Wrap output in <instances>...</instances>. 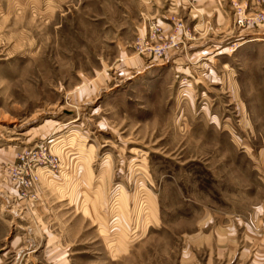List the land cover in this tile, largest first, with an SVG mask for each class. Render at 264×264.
<instances>
[{
  "label": "rangeland",
  "instance_id": "1",
  "mask_svg": "<svg viewBox=\"0 0 264 264\" xmlns=\"http://www.w3.org/2000/svg\"><path fill=\"white\" fill-rule=\"evenodd\" d=\"M254 10L0 0V264H264Z\"/></svg>",
  "mask_w": 264,
  "mask_h": 264
},
{
  "label": "built area",
  "instance_id": "2",
  "mask_svg": "<svg viewBox=\"0 0 264 264\" xmlns=\"http://www.w3.org/2000/svg\"><path fill=\"white\" fill-rule=\"evenodd\" d=\"M261 24H264V10L249 11L246 14L243 13V15L240 17H235L233 20V26L238 30L245 28H254ZM179 27L180 26L176 27V29L178 30ZM152 31L154 32L153 37H155L156 31ZM165 39L166 40L164 42H161V44H159L154 50L157 51L156 54L160 55L161 53H166L175 45L174 41L171 42L167 39V37Z\"/></svg>",
  "mask_w": 264,
  "mask_h": 264
}]
</instances>
